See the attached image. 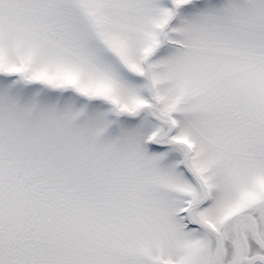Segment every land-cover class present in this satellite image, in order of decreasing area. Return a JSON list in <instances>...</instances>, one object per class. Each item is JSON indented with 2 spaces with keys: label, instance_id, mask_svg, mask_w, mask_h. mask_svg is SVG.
<instances>
[{
  "label": "snow or ice",
  "instance_id": "obj_1",
  "mask_svg": "<svg viewBox=\"0 0 264 264\" xmlns=\"http://www.w3.org/2000/svg\"><path fill=\"white\" fill-rule=\"evenodd\" d=\"M0 264H264V0H0Z\"/></svg>",
  "mask_w": 264,
  "mask_h": 264
}]
</instances>
